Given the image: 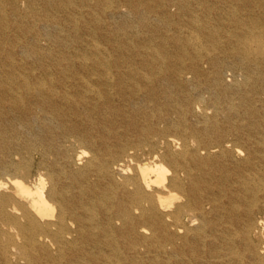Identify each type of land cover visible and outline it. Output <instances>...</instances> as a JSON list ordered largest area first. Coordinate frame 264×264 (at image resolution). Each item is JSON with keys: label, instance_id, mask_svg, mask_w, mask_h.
Returning <instances> with one entry per match:
<instances>
[{"label": "bare ground", "instance_id": "6f19581e", "mask_svg": "<svg viewBox=\"0 0 264 264\" xmlns=\"http://www.w3.org/2000/svg\"><path fill=\"white\" fill-rule=\"evenodd\" d=\"M0 264H264V0H0Z\"/></svg>", "mask_w": 264, "mask_h": 264}]
</instances>
